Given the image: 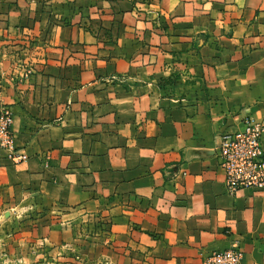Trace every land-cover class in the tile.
I'll list each match as a JSON object with an SVG mask.
<instances>
[{
  "label": "crops",
  "instance_id": "1",
  "mask_svg": "<svg viewBox=\"0 0 264 264\" xmlns=\"http://www.w3.org/2000/svg\"><path fill=\"white\" fill-rule=\"evenodd\" d=\"M0 104L26 156L0 150V251L20 218L82 264H264V189L217 162L264 127V0H0Z\"/></svg>",
  "mask_w": 264,
  "mask_h": 264
},
{
  "label": "built area",
  "instance_id": "2",
  "mask_svg": "<svg viewBox=\"0 0 264 264\" xmlns=\"http://www.w3.org/2000/svg\"><path fill=\"white\" fill-rule=\"evenodd\" d=\"M13 116L0 104V150L11 152L13 163L26 161L25 155L14 153ZM263 125L245 118L241 127L220 136L217 148L218 167L224 176V188L229 195L242 190L264 189ZM201 264H243V253L237 247L213 252Z\"/></svg>",
  "mask_w": 264,
  "mask_h": 264
},
{
  "label": "rangeland",
  "instance_id": "3",
  "mask_svg": "<svg viewBox=\"0 0 264 264\" xmlns=\"http://www.w3.org/2000/svg\"><path fill=\"white\" fill-rule=\"evenodd\" d=\"M30 219L33 220V218ZM25 221H27V219H13L9 231L6 234H8V238L13 241L16 237L23 239V246L19 248L18 251L13 247L6 251H0V264H82L81 258L76 254L77 250L63 249L65 252L59 253L49 246L46 241H37V239L30 236L27 237V235H29L28 230H25V227H21ZM86 233L87 236H89V232L86 229L81 230L77 238L85 240ZM26 237L27 239H24ZM1 238H4L3 235ZM65 253H67V255Z\"/></svg>",
  "mask_w": 264,
  "mask_h": 264
}]
</instances>
